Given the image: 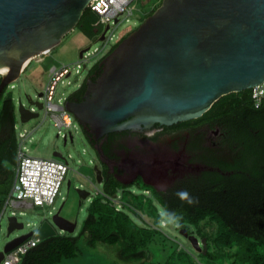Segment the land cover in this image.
<instances>
[{
    "label": "water",
    "instance_id": "1",
    "mask_svg": "<svg viewBox=\"0 0 264 264\" xmlns=\"http://www.w3.org/2000/svg\"><path fill=\"white\" fill-rule=\"evenodd\" d=\"M89 2L0 0V69L8 68L0 73V94L19 77L24 61L48 52L75 28ZM87 49L80 51V58ZM100 64L101 74L96 81L86 80L82 100L65 103L94 140L107 133L196 119L221 96L264 84V0H161ZM30 103L42 109L39 100ZM19 114L22 122L39 115L22 105ZM68 140L73 143L71 133ZM93 171L102 183L97 164ZM76 191L80 199L87 197V191ZM60 209L52 222L71 234L76 224L60 216ZM7 221V236L24 226L15 216ZM54 226L42 220L35 229L8 240L0 261L32 235L40 241L56 235ZM179 232L195 251L205 253L204 238L198 240L186 229Z\"/></svg>",
    "mask_w": 264,
    "mask_h": 264
},
{
    "label": "trees",
    "instance_id": "2",
    "mask_svg": "<svg viewBox=\"0 0 264 264\" xmlns=\"http://www.w3.org/2000/svg\"><path fill=\"white\" fill-rule=\"evenodd\" d=\"M160 4L161 0L144 19ZM95 21L96 15L86 7L75 28L93 37L91 27ZM127 35L88 69L83 82L68 96V101L82 100L86 80H97L101 74V60ZM98 37L96 35L95 39ZM14 110L10 92L5 87L0 94V211L13 180L12 165L17 148ZM197 126L218 129L215 142L219 144V160L208 164L214 170L203 171L200 183L175 188L170 195L153 191L152 197H144L132 195L128 190L123 192L122 199L132 201L137 209L152 217L157 226L158 208L162 206L182 214L183 226L178 229H186L188 234L204 238L206 242L205 253H194L199 258L198 263L192 252L169 245L158 229L139 225L130 213L116 211L101 197H94L77 236L57 232L29 249L19 264H58L64 259L75 258L80 254V236L88 247L97 243L115 246L117 256L124 264H264V96L255 106L251 89L229 93L221 96L200 117L163 127ZM82 132L90 146L99 145L100 154L107 156L106 143L124 133L113 132L107 134V138L104 135L94 140L86 127ZM102 139L105 140L100 144ZM102 185L103 191L109 195L125 188L107 175ZM136 185L140 190L148 189L144 184ZM178 190L189 191L199 203L192 206L182 203L174 194ZM203 222L216 225L211 235L200 229ZM161 251H166L162 260L150 258L151 254L158 256Z\"/></svg>",
    "mask_w": 264,
    "mask_h": 264
},
{
    "label": "rangeland",
    "instance_id": "3",
    "mask_svg": "<svg viewBox=\"0 0 264 264\" xmlns=\"http://www.w3.org/2000/svg\"><path fill=\"white\" fill-rule=\"evenodd\" d=\"M158 2L159 0H134L132 2L134 6L133 15L128 17L127 21L123 19L117 25H111L106 37H108L110 32L113 34V37L107 42L99 40V38L95 39L96 35L98 36L99 33H102L104 30V26L102 25L92 24L91 33H93V37H89L79 28H74L62 38L58 45L51 48L48 52L34 57L30 65L20 73L19 77L6 86L7 92H10L15 109L17 146L20 143L23 150L26 151L28 155L34 157L51 158L54 152L60 153L62 157L67 160L70 167V171H68L66 176V182L70 180V187L67 188V183H64L61 190V195L64 198H59L55 202L53 209L50 207L18 209L8 207L0 218V250L8 240L35 229L42 220H47L54 226L52 216L60 207L59 215L76 224L74 231L70 235L77 236L79 234L81 225L87 216L88 205L96 196V191H102L103 185L102 183H97L93 171V165L98 163L97 154L86 140L82 132L83 127L78 124L73 116L72 124L69 127L73 135V143L67 140L64 145L63 137L61 134L57 136L58 129L53 125V121L49 115L46 114L43 109H37V107L30 102L38 100V94L44 92L50 78V70L52 67L60 69L62 66H67L71 73L57 83L53 97V102H58L60 105L63 104L65 99H67L83 82L88 69L106 54L120 36L127 35L134 31L142 22L146 13L152 7L156 6ZM85 48L88 49L83 53L84 57L80 58L79 53ZM77 64H79L80 67H77ZM39 101L41 102L43 99ZM20 105L27 109L32 107L39 115L27 122H22L19 114ZM175 129L180 132L190 131L189 127H176ZM64 131L65 130L62 129L61 133ZM20 134H23V137H20ZM161 138L162 137L158 139L160 140ZM164 138L163 136L161 141L165 140ZM148 141L150 140L137 134L117 140V142L132 143ZM78 188L87 191L89 195L85 199H80L76 191ZM134 188L135 186H132V189ZM129 202L136 208L132 201L129 200ZM159 210L160 208H158V211ZM12 211L15 212L17 220L22 222L24 226L22 229L13 230L9 236H7V218L11 215ZM139 211L145 220H141L142 223H140L131 215L132 218L136 220V223L143 226L150 223L154 224L152 217H149L141 210ZM215 228L216 225L212 222H203L200 224V229L207 235H211ZM55 229L58 233L68 234L66 232H61L56 227ZM159 231L166 237L169 245L176 249L192 252L194 261L197 263L199 262V258L194 254L196 251L192 248L190 241L180 234L179 229L168 226L161 228ZM198 240H200L199 237ZM78 245L80 254L77 257L64 259L58 264H124L118 258L115 246L97 243L94 247H88L85 245L82 236L78 238ZM165 255L166 251H161L158 256L151 254L150 258L162 260Z\"/></svg>",
    "mask_w": 264,
    "mask_h": 264
},
{
    "label": "built area",
    "instance_id": "4",
    "mask_svg": "<svg viewBox=\"0 0 264 264\" xmlns=\"http://www.w3.org/2000/svg\"><path fill=\"white\" fill-rule=\"evenodd\" d=\"M134 0H90L87 7L96 15L94 25H102L104 28L108 26L104 34V42L112 39L113 34L110 32L106 37L107 32L110 30L111 25H117L123 19L128 20V17L133 15ZM101 32L99 33V37ZM123 36V35H122ZM120 36L117 41L122 37ZM98 37V38H99ZM116 41V42H117ZM115 42V43H116ZM84 56L82 55L81 58ZM77 67H80L77 64ZM77 72V70H76ZM69 67L62 66L60 69L52 67L50 70V78L48 84L38 100L43 99L42 109L53 121V125L58 129L57 136L60 134L63 138L68 140V134L71 133L70 126L72 124V114L65 108V99L63 104L53 102L56 86L62 78L70 75ZM264 96L263 85L254 86L251 88V97L258 106L261 98ZM59 101V99H58ZM31 112L35 110L30 107ZM15 129V125H14ZM65 131L61 133V130ZM72 134V133H71ZM23 137V134L19 135ZM13 180L9 191L5 195L3 205L0 211V218L5 213L8 207L28 208L35 207H50L54 208L55 202L64 197L61 195V190L66 182V176L70 171L67 160L62 157L53 156L51 158H42L30 156L23 150V147L18 144L15 154V163L12 165ZM70 182V180H67ZM67 183V182H66ZM70 187V184L67 188ZM80 189V188H79ZM95 197H101L104 202L109 203L116 211H126L130 213L137 221L142 223L143 217L138 209L133 207L129 201L122 199L123 191L118 190L113 195H109L102 191H96ZM132 195L141 194L144 197H150L147 190H132ZM89 193L87 194V196ZM62 206V205H61ZM10 216H15L12 211ZM9 216V217H10ZM16 217V216H15ZM142 220V221H141ZM145 227L160 230L161 227L153 223L145 224ZM40 240L33 235L27 238L22 243L18 244L12 250L5 252L0 264H19L22 256L27 253L29 249L34 247Z\"/></svg>",
    "mask_w": 264,
    "mask_h": 264
},
{
    "label": "flooded vegetation",
    "instance_id": "5",
    "mask_svg": "<svg viewBox=\"0 0 264 264\" xmlns=\"http://www.w3.org/2000/svg\"><path fill=\"white\" fill-rule=\"evenodd\" d=\"M119 132L124 133L106 143L109 156L100 154L99 145L94 150L98 158L96 164L103 178L102 184L107 175L125 186L120 189L123 192L140 190L136 184H144L148 187L150 197L153 191L163 196L170 195L175 188L200 183L203 171L215 169L208 164L215 159L219 160V144L215 142L218 129L197 126L190 128V131L180 132L175 128L165 129L154 124L147 129L117 131ZM134 134L150 141L117 142L119 138ZM163 136L165 140L161 141ZM160 137L162 138L159 140ZM132 186L135 188L132 189Z\"/></svg>",
    "mask_w": 264,
    "mask_h": 264
},
{
    "label": "clouds",
    "instance_id": "6",
    "mask_svg": "<svg viewBox=\"0 0 264 264\" xmlns=\"http://www.w3.org/2000/svg\"><path fill=\"white\" fill-rule=\"evenodd\" d=\"M174 194L182 203H186L189 206L199 203L198 199L193 197L187 190H178ZM158 215V224L161 228L173 226L178 229L183 226L181 223L184 219L183 215L177 211L170 210L166 206L161 207Z\"/></svg>",
    "mask_w": 264,
    "mask_h": 264
},
{
    "label": "bare ground",
    "instance_id": "7",
    "mask_svg": "<svg viewBox=\"0 0 264 264\" xmlns=\"http://www.w3.org/2000/svg\"><path fill=\"white\" fill-rule=\"evenodd\" d=\"M28 61H29V60L24 61V63H23L22 66H21V69L24 68V67L26 66V64L28 63ZM7 72H8V68H1V69H0V73H1V74H6Z\"/></svg>",
    "mask_w": 264,
    "mask_h": 264
},
{
    "label": "crops",
    "instance_id": "8",
    "mask_svg": "<svg viewBox=\"0 0 264 264\" xmlns=\"http://www.w3.org/2000/svg\"><path fill=\"white\" fill-rule=\"evenodd\" d=\"M30 63H31V61L26 65V67L24 68V70L30 65ZM22 208H28V207L22 206Z\"/></svg>",
    "mask_w": 264,
    "mask_h": 264
}]
</instances>
